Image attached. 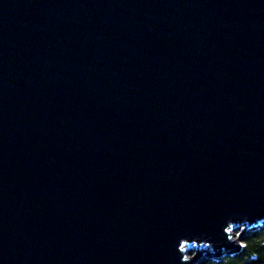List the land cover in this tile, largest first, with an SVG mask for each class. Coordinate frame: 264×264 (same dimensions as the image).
Returning <instances> with one entry per match:
<instances>
[{
  "label": "water",
  "instance_id": "1",
  "mask_svg": "<svg viewBox=\"0 0 264 264\" xmlns=\"http://www.w3.org/2000/svg\"><path fill=\"white\" fill-rule=\"evenodd\" d=\"M262 225L264 0H0V264H196Z\"/></svg>",
  "mask_w": 264,
  "mask_h": 264
},
{
  "label": "trees",
  "instance_id": "2",
  "mask_svg": "<svg viewBox=\"0 0 264 264\" xmlns=\"http://www.w3.org/2000/svg\"><path fill=\"white\" fill-rule=\"evenodd\" d=\"M240 251L216 260L202 256L196 264H264V225L250 230L242 238Z\"/></svg>",
  "mask_w": 264,
  "mask_h": 264
},
{
  "label": "rangeland",
  "instance_id": "3",
  "mask_svg": "<svg viewBox=\"0 0 264 264\" xmlns=\"http://www.w3.org/2000/svg\"><path fill=\"white\" fill-rule=\"evenodd\" d=\"M243 227V226H242ZM242 227L240 228V229H236L234 232H235V237H239L240 236V234H241V229H242ZM238 242H239V244L241 245V248H242V246H243V242H242V239H239L238 240ZM201 251V253L199 252V250L198 251H192L191 253H189V255H198V254H200V255H202V256H204L205 254H207V252L205 251V250H200Z\"/></svg>",
  "mask_w": 264,
  "mask_h": 264
}]
</instances>
